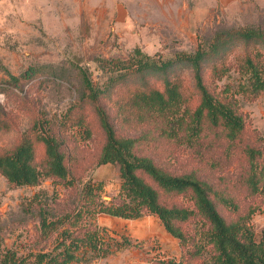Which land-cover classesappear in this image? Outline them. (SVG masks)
Returning <instances> with one entry per match:
<instances>
[{"label": "trees", "instance_id": "16d2710c", "mask_svg": "<svg viewBox=\"0 0 264 264\" xmlns=\"http://www.w3.org/2000/svg\"><path fill=\"white\" fill-rule=\"evenodd\" d=\"M95 62L81 73V96L59 116L45 117L41 96L25 99L28 128L0 146L9 182L50 178L66 189L65 197L33 195L28 211L44 245L27 254L5 248L0 264H92L138 246L99 225V214L157 215L182 253L150 264H264V236L251 224L264 207V134L240 102L264 94V23L220 29L169 57L135 47ZM36 75L31 66L10 83L23 89ZM14 116L0 103V134L14 129ZM96 139L104 143L94 153ZM107 163L119 164L122 180L109 201L104 182L88 177Z\"/></svg>", "mask_w": 264, "mask_h": 264}, {"label": "rangeland", "instance_id": "374dc122", "mask_svg": "<svg viewBox=\"0 0 264 264\" xmlns=\"http://www.w3.org/2000/svg\"><path fill=\"white\" fill-rule=\"evenodd\" d=\"M261 23L264 4L253 0H7L0 7V103L13 111L15 125L10 133L0 134V146L11 145L28 128L32 112L25 99L41 96L48 118L74 103L81 96V73L92 70L97 57L129 54L135 47L169 57L178 50L192 51L199 42L208 43L220 29ZM31 66L37 70L36 78L24 82L23 89L12 87V77ZM240 102L252 125L264 134V94L254 101L241 96ZM78 137L80 147L84 139ZM103 143L96 139L89 149L96 153ZM119 167L107 163L89 172L88 177L104 182L103 199L118 194ZM55 190L65 197V187L54 185L50 178L39 186H20L0 174V256L5 248L27 254L44 245L36 243L39 218L27 204L36 193L50 196ZM96 221L113 236L127 235L138 246L92 264H150L181 256L179 239L155 214L139 219L99 214ZM251 224L261 239L264 207L252 216Z\"/></svg>", "mask_w": 264, "mask_h": 264}, {"label": "crops", "instance_id": "0c3cea01", "mask_svg": "<svg viewBox=\"0 0 264 264\" xmlns=\"http://www.w3.org/2000/svg\"><path fill=\"white\" fill-rule=\"evenodd\" d=\"M7 0H0V7L3 6V4L6 3ZM222 2L224 3H229V2H232V1H235V0H221ZM254 2L256 3H259V4H264V0H253Z\"/></svg>", "mask_w": 264, "mask_h": 264}, {"label": "water", "instance_id": "95a60500", "mask_svg": "<svg viewBox=\"0 0 264 264\" xmlns=\"http://www.w3.org/2000/svg\"><path fill=\"white\" fill-rule=\"evenodd\" d=\"M102 223H105V222L102 221Z\"/></svg>", "mask_w": 264, "mask_h": 264}]
</instances>
